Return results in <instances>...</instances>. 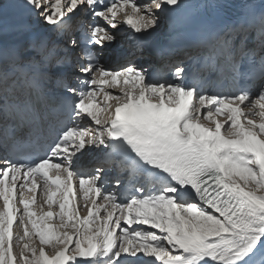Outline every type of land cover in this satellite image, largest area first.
I'll return each instance as SVG.
<instances>
[{
  "label": "snow or ice",
  "instance_id": "1",
  "mask_svg": "<svg viewBox=\"0 0 264 264\" xmlns=\"http://www.w3.org/2000/svg\"><path fill=\"white\" fill-rule=\"evenodd\" d=\"M186 6L0 0L29 22L0 26V264H264V0L200 26L199 67L105 63Z\"/></svg>",
  "mask_w": 264,
  "mask_h": 264
},
{
  "label": "bare ground",
  "instance_id": "2",
  "mask_svg": "<svg viewBox=\"0 0 264 264\" xmlns=\"http://www.w3.org/2000/svg\"><path fill=\"white\" fill-rule=\"evenodd\" d=\"M191 1V3L195 4V3H198L196 1L198 0H189ZM29 22L26 21L22 16H20L18 13H11V12H6L5 15L3 16V19H2V22H0V26L3 27V37H5L6 40L8 41H17V40H20V39H23L24 36H23V33H22V29L24 28V26L26 24H28ZM164 23V22H163ZM163 23L161 26H163ZM31 28L33 30H36L39 28V25L35 24V23H31ZM77 25H73V28H72V31L71 33H69V35H66L65 38L66 39H71L73 35H75V28H76ZM125 34H121L118 36V42L122 45H124L125 47V50L128 49V46H132L131 48L135 49L134 47V40L131 38V36H133L130 32H124ZM23 37V38H21ZM253 37L255 38V33L253 34ZM179 40V43L180 44H186L188 43L187 40H183V39H178ZM68 41L67 40H64L62 43H59L60 45H63L64 43H67ZM60 45H58V48L56 49V51H60ZM127 46V47H126ZM113 48H116V46L114 45ZM110 49L108 51H112V52H115L116 50H113ZM197 49H199V51L201 50L200 48L198 47H195L193 49V55H198L199 51H197ZM125 50H123L125 52ZM61 51H62V48H61ZM75 51V50H74ZM130 53V51L128 52ZM133 53V52H132ZM122 54V52H120L119 56ZM156 54H157V51H156ZM168 55H163V57L161 55H157L156 57V61L158 62V65L159 66H165V64H176L177 62H180V60H185L184 62H188V60L184 59V56H181L180 55V52L178 53H174L173 54V57H167ZM60 58L62 57L61 55L59 56ZM134 58V55H128L127 59L124 60V61H118V63H114L112 60L106 58L105 61L108 65H119V64H126L127 62L131 61V59ZM112 61V62H110ZM56 70V69H54ZM222 119V118H221ZM44 137V136H43ZM82 164L85 165V167H88V168H94V167H100L102 165H100L99 163H97L93 157L89 156V157H85L83 158L82 160ZM107 166V165H105ZM27 195V193H26ZM41 199V191H39V194H38V204H39V201ZM0 204H2L0 202ZM36 207V206H35ZM45 207H47L45 205ZM38 242V241H37ZM21 244H23V242H21ZM16 251H18V249H16Z\"/></svg>",
  "mask_w": 264,
  "mask_h": 264
}]
</instances>
